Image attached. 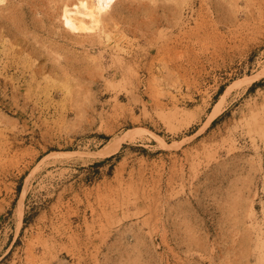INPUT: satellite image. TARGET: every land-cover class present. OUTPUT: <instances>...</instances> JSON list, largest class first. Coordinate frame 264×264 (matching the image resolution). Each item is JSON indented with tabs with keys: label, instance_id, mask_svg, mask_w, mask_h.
<instances>
[{
	"label": "rangeland",
	"instance_id": "obj_1",
	"mask_svg": "<svg viewBox=\"0 0 264 264\" xmlns=\"http://www.w3.org/2000/svg\"><path fill=\"white\" fill-rule=\"evenodd\" d=\"M0 0V264H264V0Z\"/></svg>",
	"mask_w": 264,
	"mask_h": 264
},
{
	"label": "bare ground",
	"instance_id": "obj_2",
	"mask_svg": "<svg viewBox=\"0 0 264 264\" xmlns=\"http://www.w3.org/2000/svg\"><path fill=\"white\" fill-rule=\"evenodd\" d=\"M117 0H77L65 7L67 26L90 35L106 34L105 23Z\"/></svg>",
	"mask_w": 264,
	"mask_h": 264
}]
</instances>
